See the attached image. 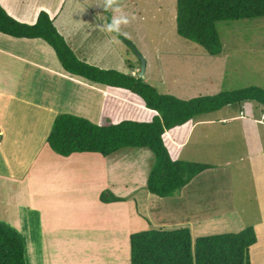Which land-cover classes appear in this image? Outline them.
Returning a JSON list of instances; mask_svg holds the SVG:
<instances>
[{
    "label": "rangeland",
    "instance_id": "374dc122",
    "mask_svg": "<svg viewBox=\"0 0 264 264\" xmlns=\"http://www.w3.org/2000/svg\"><path fill=\"white\" fill-rule=\"evenodd\" d=\"M53 3L52 6H46L47 8L37 7V9L40 12L50 11V13L58 11L56 0ZM104 4L105 0H67L65 6L66 15H79L78 18L84 20V23L78 21L74 24L77 32L75 43L72 46L74 48L77 45L83 46L79 54L87 60V64L102 70H112L136 77L141 72L142 62L139 58L141 57L146 63L142 77L144 82L154 87L161 95L174 96L184 101L252 87L264 90V18L218 23L216 29L222 45V54L218 57H211L203 48L177 34L176 0H115V7L119 8V13L113 9L106 10ZM117 14L126 15L130 20L129 24L121 26L119 35L123 39L119 37L120 43H115L112 38L114 34H108L102 27ZM101 90L104 92L98 90L97 92L103 96L84 92V97H80L78 101L73 97L69 98V101L71 104H78L84 100V111L81 114L84 117H81L96 125H107L113 120L130 117V115L137 118L142 114L136 108L138 106H134L125 93L113 89ZM248 104L250 106H246L245 103L242 106H228L217 113H212L213 119L211 115L203 117V120L211 118L215 121L196 127L195 133L190 135L189 139L187 138L184 146H181L178 160L213 167L220 165L216 168L217 179L211 176L202 187L201 200L206 207L202 208L212 212L226 210V206L219 201H224L226 197H229L227 193L229 190H224L220 182L228 177L232 185L230 195L233 204L230 207H233V213L211 217L216 223L205 225L197 222L199 225L194 228L193 233L191 232L193 254H195L198 238L224 233H240L264 220V210L261 209L259 201V197L264 194V183L261 182L260 168L256 166V161L262 159L264 149L246 147L244 133L239 130L243 126L241 121H224H228L229 124L216 122L219 120V114L236 113V110H242L246 115L254 114L258 120H261L260 112L263 109L256 103L248 102ZM64 115L80 117L79 113L73 112ZM26 121L35 128L41 125L43 130L45 129L44 119L32 117ZM231 124H233V129ZM262 124L260 127L264 128L263 118ZM210 131L215 132L216 135L208 139ZM170 142H172V137H170ZM45 143V140L39 141L33 148L34 151L26 149L23 154L24 159L32 163L39 152L42 155L41 147ZM48 149H50L49 146ZM76 156L68 158L45 151V156L40 157L42 160L34 162L35 169L46 162L43 168L48 174L77 175L75 169H82L78 166L80 161L75 168L68 167L66 163V160L70 162ZM53 158L59 160L61 164L53 165L51 161L54 160ZM77 158L80 160L81 157ZM82 158H84V172H82L84 174V203L88 200L91 208L110 206L130 209L133 207V210L137 212L134 216L136 215L139 221L130 226L135 230L127 238V247L120 245L117 251L118 258L114 260L115 264H131L130 236L132 234L153 229L173 228L170 226L148 227L150 225L147 220L142 218L147 193L145 184L148 180L153 155L148 149H128L107 158L87 154ZM27 169L28 167L25 166L24 171ZM218 178L219 181H217ZM108 195H113L122 201L101 202L100 198L108 197ZM55 197L56 195H49V200H54ZM170 209L174 211L173 206ZM145 215L147 217L148 213ZM167 215L175 222L186 213L178 214L177 212L175 215L174 212H168ZM32 217L35 216L32 215ZM197 217L204 220L199 215ZM218 227L222 232H218L221 231ZM126 228L130 230L128 226ZM32 264H38V262L35 261Z\"/></svg>",
    "mask_w": 264,
    "mask_h": 264
},
{
    "label": "crops",
    "instance_id": "0c3cea01",
    "mask_svg": "<svg viewBox=\"0 0 264 264\" xmlns=\"http://www.w3.org/2000/svg\"><path fill=\"white\" fill-rule=\"evenodd\" d=\"M54 1L0 0V6L17 22L29 25L36 23L40 14L37 7L47 8L46 6L54 5ZM56 2L58 11L53 13L45 11L77 58L86 62L87 60L79 54L83 46L77 45L75 48L72 46L77 32L74 24L78 21L84 23V20H80L79 15H66L67 0ZM101 89L106 88L91 85L83 79L66 74L55 53L45 43L0 35V223L5 222L4 224L14 229L22 238L26 264L35 261L38 264H115L119 246L127 247V238L135 230L131 229V224L139 221L137 216H134L136 211L133 207L91 208L88 200L84 203L82 157L86 154H73L68 157L77 155L73 160L70 162L66 160L67 166L74 168L80 161L78 166L82 169H75L77 175L48 174L43 168L46 162L35 169L34 162L42 160L40 157L45 156V151L49 154L54 153L48 149L46 141L54 119L70 112L79 113L80 117H84L81 115L84 111V100L78 104H71L69 98L73 97L78 101L80 97H84V92L101 94L97 92V90L104 92ZM245 104L250 106L248 103ZM236 111L231 114H219V120L216 122L225 124L228 123L224 122L225 120L241 121L243 126L239 130L244 133L246 147L264 149V128L260 127L264 113L260 112L261 120H258L254 114L246 115L242 110ZM32 117L44 119L45 129L43 130L41 125L35 128L26 121ZM211 118L197 119L183 144L176 140L172 141L179 149L177 157L181 152V146H184L187 138L195 133L196 127L213 123L215 120ZM231 128L233 129V124ZM215 135V132L210 131L208 139ZM41 140L46 142L41 147L42 155L39 152L32 163H28L23 157L24 152L26 149L35 148ZM77 157H81L80 160ZM261 158L256 161V166L260 168L261 182L264 183V153ZM53 159L51 160L53 165L61 164L59 160ZM25 166L28 167L27 171H24ZM214 166H210L211 169L194 178L176 197L159 198L146 191L142 218L147 220L150 225L148 227H188L193 233L199 224L216 223L211 217L233 213V207H230L233 204L230 195L232 185L228 177L220 182L224 190H229L227 191L229 197L219 201L226 206V210L212 212L204 209L206 207L201 200L202 187L211 176L217 179L216 168L220 165ZM219 180L218 178L217 181ZM49 195H56V200H49ZM259 201L261 209L264 210V194L259 197ZM171 206L174 207V211L170 209ZM168 212L186 215L181 219H174V222L168 217ZM145 213H148L147 217ZM197 215L204 220H200ZM126 226L130 228L129 231ZM252 227L257 236V243L249 251L250 264H264V220ZM218 229L221 230L220 227Z\"/></svg>",
    "mask_w": 264,
    "mask_h": 264
},
{
    "label": "trees",
    "instance_id": "16d2710c",
    "mask_svg": "<svg viewBox=\"0 0 264 264\" xmlns=\"http://www.w3.org/2000/svg\"><path fill=\"white\" fill-rule=\"evenodd\" d=\"M258 18H264V0H176L177 34L203 48L211 57L222 54L218 23ZM0 35L41 41L52 49L66 74L129 96L142 112L140 117L130 115L107 125H96L82 117L59 115L46 141L62 157L88 154L107 158L122 150L148 149L153 158L146 189L159 198L178 196L194 178L211 169L178 160L179 149L170 142V137L183 144L197 119L231 105L253 102L264 113V90L260 88L184 101L159 94L138 75L102 70L80 61L46 12H40L35 24L27 25L14 20L0 6ZM100 199L103 203L122 201L113 195ZM256 243L254 229L248 228L240 233L198 238L193 254L188 227L153 229L130 236L131 264H250L249 251ZM0 264H26L22 238L4 224H0Z\"/></svg>",
    "mask_w": 264,
    "mask_h": 264
},
{
    "label": "clouds",
    "instance_id": "9594fccd",
    "mask_svg": "<svg viewBox=\"0 0 264 264\" xmlns=\"http://www.w3.org/2000/svg\"><path fill=\"white\" fill-rule=\"evenodd\" d=\"M104 7L106 10L113 9L115 12L119 13V8L115 7V0H105ZM130 23L129 18L126 15L117 14L114 15L110 21L106 22L102 27L105 32L113 35V41L115 43H120L119 34L121 33V26Z\"/></svg>",
    "mask_w": 264,
    "mask_h": 264
},
{
    "label": "water",
    "instance_id": "95a60500",
    "mask_svg": "<svg viewBox=\"0 0 264 264\" xmlns=\"http://www.w3.org/2000/svg\"><path fill=\"white\" fill-rule=\"evenodd\" d=\"M139 58L141 59V62H142V68H141V72L139 74V78H142L143 75H144L146 63H145V61L141 57H139Z\"/></svg>",
    "mask_w": 264,
    "mask_h": 264
}]
</instances>
